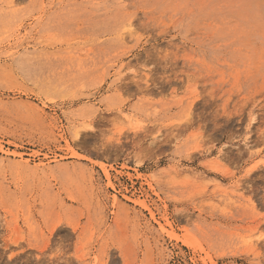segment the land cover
Returning a JSON list of instances; mask_svg holds the SVG:
<instances>
[{"label": "rangeland", "instance_id": "1", "mask_svg": "<svg viewBox=\"0 0 264 264\" xmlns=\"http://www.w3.org/2000/svg\"><path fill=\"white\" fill-rule=\"evenodd\" d=\"M0 264H264V0H0Z\"/></svg>", "mask_w": 264, "mask_h": 264}, {"label": "bare ground", "instance_id": "2", "mask_svg": "<svg viewBox=\"0 0 264 264\" xmlns=\"http://www.w3.org/2000/svg\"><path fill=\"white\" fill-rule=\"evenodd\" d=\"M73 155H75V153L72 152ZM77 155V154H76ZM80 157V156H79Z\"/></svg>", "mask_w": 264, "mask_h": 264}]
</instances>
